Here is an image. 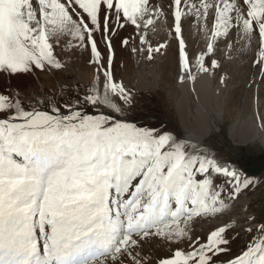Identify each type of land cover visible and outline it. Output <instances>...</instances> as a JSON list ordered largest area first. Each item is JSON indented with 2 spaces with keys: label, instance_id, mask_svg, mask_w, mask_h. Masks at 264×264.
Segmentation results:
<instances>
[{
  "label": "snow or ice",
  "instance_id": "obj_1",
  "mask_svg": "<svg viewBox=\"0 0 264 264\" xmlns=\"http://www.w3.org/2000/svg\"><path fill=\"white\" fill-rule=\"evenodd\" d=\"M181 5L182 0H174L172 15L182 71L190 67L181 26L189 13L203 21L204 30L213 13L212 40L227 37L233 27L249 40L258 31L257 63L264 61V0H184ZM164 15L149 0H0V71L62 69L53 42L71 37L77 42L72 47L90 46V63L96 65L84 103L122 115L114 97L127 104L130 93L112 71L115 28L131 24L145 45L148 31ZM96 33L106 45V66ZM166 47L149 45L147 59ZM213 52L209 42L196 60L200 71H209L204 59ZM211 67H219L218 61L213 59ZM65 107L66 113L56 104L51 111L26 109L18 95L0 94V264H146L141 251L151 237L190 241L191 251L178 249L159 264H217L230 251L227 226L201 242L192 240L190 225L229 209L252 181H242L235 168L195 146L189 151L167 132L157 134L112 114H88L80 110L79 99L76 107ZM216 176L226 178L224 186L215 184ZM258 230L246 250L220 264H264V223Z\"/></svg>",
  "mask_w": 264,
  "mask_h": 264
},
{
  "label": "rangeland",
  "instance_id": "obj_2",
  "mask_svg": "<svg viewBox=\"0 0 264 264\" xmlns=\"http://www.w3.org/2000/svg\"><path fill=\"white\" fill-rule=\"evenodd\" d=\"M61 2H66V0H61ZM149 2L150 7L162 9L165 15L157 21L158 29L156 27L154 31H148V44H140L138 33L131 24H126L123 28L116 26L115 34L112 37L115 53L112 67L114 79L118 83L123 82L126 90L130 93V102L127 104L118 96L114 97L116 103L124 109L122 115L110 113V110L104 106L93 107L84 103L85 92L94 83L96 65L90 63L92 60L90 46L88 48L72 47L77 42L67 36L62 37L58 43L53 42L54 54L64 65L62 69L40 71L33 68L29 73L18 74L0 71V94L9 97L18 95L26 109L36 107L51 111L53 104H56L63 113L68 111L65 107L66 104L76 107L77 99H79L80 110L88 114H112L114 117L134 123L137 127L154 129L157 134L167 131L173 137L185 142L188 150L192 149L193 139L185 141V136L191 135V132L189 133L187 129L189 127H186L182 121L176 106L182 91L178 85L180 55L179 40L174 32L172 15L174 0H149ZM189 2L199 4L200 0H189ZM237 2L239 3V0ZM181 7L184 8V0H182ZM76 10L82 11L78 7ZM245 11H247L246 6ZM85 19L87 18L85 17ZM112 23L115 24L114 17ZM202 23L203 21L198 23L196 17L191 13L182 17L181 20L182 37L188 58L206 53L209 42H212L214 46V52L205 55L204 59L205 67L209 68L207 73L210 74L207 84H210L212 89L202 98L203 116L205 119L207 118L206 111L211 128L208 129L209 132L205 128L203 132L208 133H205L206 136L195 147L199 152L204 153L199 146H209L210 148H207L211 149L212 157L215 156L218 162H222L219 160L220 158L232 162L233 164L225 163L223 165H230V168L238 167L242 171L240 179L252 181V184L241 193L238 199L230 201L229 209L215 216L195 218L190 225L192 240L199 237L201 242H205L208 234L219 227V222L222 223L221 225L227 226L226 235L230 240L228 245L230 251L218 257L217 264H220V262L233 258L246 250V246L261 234L258 230L259 225L264 223V161L260 162L263 165L261 173L253 175L247 170L249 160L246 159L248 155L254 156L255 159L260 156L261 159V156L264 155L263 148L258 141H255V146L251 144L253 142L242 144L231 139L226 133L228 126L226 129L223 124V122L231 124L236 120L246 119L241 124V128L250 120L256 121L255 118L249 116H252L253 111L258 110L257 104L260 101L262 102L260 108L264 110V61L257 63L258 60H261V43L258 31L254 30L249 40L239 28L233 27L227 37L221 36L212 40L210 32L214 23L213 13H209L206 30L201 28ZM159 25L161 26L159 27ZM159 29L162 31H158ZM95 38L101 52L102 62L106 66V45L101 40L99 33L95 34ZM125 38L129 41L127 46L121 43ZM160 44H166L167 47L161 48L159 52H153V59H147L148 46L151 45L155 49ZM133 47L137 49L142 47L143 51L133 52ZM213 59L219 63V67L215 69L211 67ZM189 65L188 75L194 74L190 62ZM140 80L145 83L141 84ZM103 82L104 77L101 74L99 85L101 90ZM187 92L188 106L190 107L188 120L190 124H195L193 119L197 115L195 108L198 107V99L192 91ZM223 111L224 115L221 114ZM262 116L264 117V114ZM255 117H257V112ZM257 125L259 128L260 125L258 123ZM234 126H239V124L232 126L233 131ZM242 133V139L249 136L248 131ZM200 137H203V134ZM257 138H260V135ZM250 163L252 166L259 164L257 161ZM225 179L223 176H216L215 184L224 186ZM227 195L228 188L225 187L222 197L226 198ZM113 196H115L114 190ZM214 219L216 225H210V223L205 225L206 227L200 225L204 220L212 222ZM250 227L252 228L251 232L247 231ZM178 249L184 252L191 251L190 241L184 239L176 242L151 237L143 244L141 255L145 258L146 264H159L163 259L172 258Z\"/></svg>",
  "mask_w": 264,
  "mask_h": 264
},
{
  "label": "bare ground",
  "instance_id": "obj_3",
  "mask_svg": "<svg viewBox=\"0 0 264 264\" xmlns=\"http://www.w3.org/2000/svg\"><path fill=\"white\" fill-rule=\"evenodd\" d=\"M160 26L161 25H159V27ZM157 29H158V27H157ZM160 30L161 29H159L158 31H160ZM165 31H164V33H165ZM199 55L200 54H196L193 57L188 58L189 62L191 64V67L193 68V73H194V74L190 73V75L194 76L195 80L189 79L188 73H189L190 67H189L188 70L182 71L181 65H180V71H179L180 75H179L178 85H179V88L181 89L182 92H181V96L177 100V103H176L177 105L176 106H177V110L179 111V114L181 116L182 121L185 123L186 127H189V128H187L189 130V133H190V128L191 127L192 128L194 127V129L198 128V129H200V131H204L205 128H207V130L210 128V125L207 122V119H205V117L203 116V105H202V98H204L208 94V92H210L211 89H212L210 84H207V82H208L207 78L208 79L210 78V74L202 72V71H200L198 69L196 60H197V57ZM181 76L184 77L183 82L180 81V77ZM140 83L143 84L145 82H143V81L141 82V80H140ZM102 90H103V85H102ZM187 91H192L193 94L195 95L196 99H198V102H197L198 103V107L196 108V114L197 115H195L196 117H195V119L193 121L195 124H190V121L188 120L189 119L188 117H189V114H190V107L188 106V99H187V93L188 92ZM217 92L219 93L220 91L218 90ZM245 126L247 127V130H248V133H249V136H248L249 138H251V137L252 138H257L260 135V138L264 142V131L259 133V131L256 129V126L258 128V125H256V121L255 120H250V122H248ZM235 129H238L239 131H241L240 126H234V131H235ZM200 131H199V133H197L196 131H191V135L189 134V135L185 136V141L193 139V146H196L197 144H199L201 142V139H202V137H200L202 135ZM191 150L192 149H190L189 151H191ZM209 150H210L209 148L204 149V153L202 152V154L208 155L207 153L209 152ZM219 163L222 164V165L225 164L223 162H219ZM225 166H228L230 168V165H225ZM233 168H235L240 173V178H241L242 171L236 166H233ZM209 221L206 222L204 220V221H202L200 223V225L202 227H206L205 225H207L209 223H210V225L211 224L216 225L215 219L212 222H209ZM218 224H219V227L225 226V224L221 225L222 224L221 222H219Z\"/></svg>",
  "mask_w": 264,
  "mask_h": 264
},
{
  "label": "crops",
  "instance_id": "obj_4",
  "mask_svg": "<svg viewBox=\"0 0 264 264\" xmlns=\"http://www.w3.org/2000/svg\"><path fill=\"white\" fill-rule=\"evenodd\" d=\"M204 64L206 65V63H205V61H204ZM261 104H262V102L260 101L258 104H257V107H258V110L257 111H253V114H252V116H249V117H253V118H255L256 119V121H257V123L260 125V129L259 128H257V130L260 132V131H264V117L262 116L263 114H264V110H262V108H260V106H261ZM225 106H226V104H225ZM196 109V108H195ZM223 109V108H222ZM257 112V117H255V113ZM205 114H206V119L208 120V123H209V125H210V128H211V122H210V120L208 119V116H207V112L205 111ZM222 115H224V111H223V113H221ZM215 115H216V113H215ZM221 116V115H220ZM220 116H218V117H220ZM194 120V119H193ZM246 119H240V120H236V121H234V122H232L231 124L230 123H224L223 122V124L225 125V128L227 129V126H228V129H227V131H226V133L229 135V137L231 138V139H234V140H237L238 142H241L242 144H247V143H250V142H253V143H251V144H254L255 143V141H258V142H260V145H261V147L263 148V151H264V142H263V140L261 139V138H249L248 136H246L245 138H243L242 139V135H243V133L242 132H244V131H248L247 130V127L246 126H243V127H241V131H239L238 129H235V132L233 131V129H232V126L234 125V124H239V126H241V124H243V122L245 121ZM223 121H225V118H223ZM213 123V122H212ZM257 123H256V125H257ZM210 128H209V130H210ZM209 130H208V132H209ZM191 131H196L197 133H199V131H200V129H194V127L192 128V130H191V128H190V132ZM201 132V134H203V137H202V139L206 136V134L208 133V132H203V131H200ZM206 133V134H205ZM240 133V134H239ZM242 133V134H241ZM205 134V135H204ZM208 136V135H207ZM249 139V140H248ZM201 143V142H200ZM255 146H256V144H254ZM192 146V145H191ZM258 146V145H257ZM207 147H209V146H207ZM205 145L204 146H199V148L200 149H202L203 151H204V149H206L207 148ZM260 147V146H259ZM210 148V147H209ZM201 153V152H200ZM202 154V153H201ZM208 154V156L209 157H211V158H214V159H216V157L215 156H213L212 157V152H211V149L209 150V152L207 153ZM264 156V155H263ZM263 156H261V159H262V157ZM248 158H249V161H259V159H260V156L259 157H257L256 159H255V157L253 156V157H250L249 155H248ZM220 161H222V162H224V163H231V164H233L232 162H227L226 160H224V159H219Z\"/></svg>",
  "mask_w": 264,
  "mask_h": 264
},
{
  "label": "water",
  "instance_id": "obj_5",
  "mask_svg": "<svg viewBox=\"0 0 264 264\" xmlns=\"http://www.w3.org/2000/svg\"><path fill=\"white\" fill-rule=\"evenodd\" d=\"M262 169H263V165L260 163L258 165H253L249 167L248 171L253 175H257L261 173Z\"/></svg>",
  "mask_w": 264,
  "mask_h": 264
},
{
  "label": "flooded vegetation",
  "instance_id": "obj_6",
  "mask_svg": "<svg viewBox=\"0 0 264 264\" xmlns=\"http://www.w3.org/2000/svg\"><path fill=\"white\" fill-rule=\"evenodd\" d=\"M245 155V154H244ZM246 159H248L249 160V158L246 156ZM262 160H264V158H262V159H259V161H257L259 164H260V162L262 161ZM250 162H252V161H249L248 163H249V165H248V167L247 168H249V166H251V164L252 163H250Z\"/></svg>",
  "mask_w": 264,
  "mask_h": 264
}]
</instances>
